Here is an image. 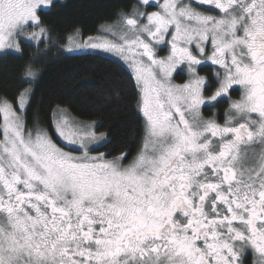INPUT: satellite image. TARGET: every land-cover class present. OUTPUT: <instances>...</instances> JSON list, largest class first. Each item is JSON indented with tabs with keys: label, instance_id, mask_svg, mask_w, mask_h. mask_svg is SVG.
<instances>
[{
	"label": "snow or ice",
	"instance_id": "1",
	"mask_svg": "<svg viewBox=\"0 0 264 264\" xmlns=\"http://www.w3.org/2000/svg\"><path fill=\"white\" fill-rule=\"evenodd\" d=\"M54 2L0 0V53L43 42ZM138 5L113 39L68 49L125 62L145 126L134 155L98 151L105 134L63 115L62 143L29 126L27 88L0 99V264H264V0ZM234 86L223 123L205 117Z\"/></svg>",
	"mask_w": 264,
	"mask_h": 264
},
{
	"label": "trees",
	"instance_id": "2",
	"mask_svg": "<svg viewBox=\"0 0 264 264\" xmlns=\"http://www.w3.org/2000/svg\"><path fill=\"white\" fill-rule=\"evenodd\" d=\"M152 7H149L150 9ZM138 0H55L40 11L49 51L21 43V52L0 54V99L16 101L31 86L26 119L51 131L53 114L64 110L71 118L92 123L104 133V150L113 155L136 151L145 134L144 120L136 106V89L122 63L99 53L65 54L68 37L96 35L101 26L113 23L133 10ZM31 66L35 78L26 76Z\"/></svg>",
	"mask_w": 264,
	"mask_h": 264
},
{
	"label": "rangeland",
	"instance_id": "3",
	"mask_svg": "<svg viewBox=\"0 0 264 264\" xmlns=\"http://www.w3.org/2000/svg\"><path fill=\"white\" fill-rule=\"evenodd\" d=\"M155 1L156 0H153V4L156 3ZM46 9H48V8H45V9H42V10H46ZM132 12H134V10ZM129 14H131V13H129ZM120 19H122V16L120 17ZM118 22H119V19L116 22L108 23V24H105V25L101 26V28L99 29L98 33L96 35H93V36H86L85 37V36L81 35L80 33H77L74 36L68 37L66 42H65V44L62 46L61 50L65 54L99 53L100 55L109 57V58H111V59H113L115 61L117 60L118 62L122 63L127 68L125 62L122 61L120 58H118L115 53H108V52H104L103 50H92V49L68 51L69 48H75L76 45L86 44L89 41V39H92L94 42L95 41H100V40H105V39H107V40L113 39V37L111 35L107 34V33H108V30L111 27L115 26ZM30 31L39 32V29L38 28H33V29H30ZM22 42L31 43V44L35 45L36 47H38L41 44L40 50L42 52L43 51H49V49L53 48V46L48 44L47 33L44 36L43 42H41L39 40V38L37 40L24 39ZM11 52H14V51H11ZM3 53H5V52H3ZM0 54H2V53H0ZM27 89L31 90V86H29ZM27 101H28V98H27ZM61 115H63L70 122V124H73V125H75L77 127L86 126L90 130L95 131L97 136H100L101 134H104V133L96 132L95 126L92 123H90V124L89 123H84V122L78 121V120H76L74 118H71L64 110L60 109V110H56L54 112V114H53V124H52V127H51V131L54 134L57 143H62V141H61L60 138H58V136H57V134L55 132L54 124H55V121ZM33 125H35L36 127L42 128V126H39L38 124H35V123L32 124V125H29V126H33ZM105 139H106V137H105Z\"/></svg>",
	"mask_w": 264,
	"mask_h": 264
},
{
	"label": "flooded vegetation",
	"instance_id": "4",
	"mask_svg": "<svg viewBox=\"0 0 264 264\" xmlns=\"http://www.w3.org/2000/svg\"><path fill=\"white\" fill-rule=\"evenodd\" d=\"M155 2H156L155 4H157V3L161 2V0H156ZM155 10H157L155 6H153L150 9L147 8V11H155ZM139 11L143 12V11H145V9L142 7V9L141 10L139 9ZM131 13H133V12H131ZM212 14H214V13H212ZM168 51H169V49L167 46L161 45L160 50H158V56H160V57L166 56L168 54ZM199 70H200L201 75L208 76L211 79L214 75V72L217 70V66L212 65L210 61H206L205 63H203L202 65L199 66ZM186 79H187V76L183 71H178V73H176L174 75V82L175 83H183L186 81ZM240 95H241L240 87L234 86V88L229 93V97H224L219 102H214L211 105L205 106L203 109V114L205 115V117L215 115V117L219 120V122L223 123V120L225 118V111L227 110L228 105H229V99H237V98H239ZM141 116H142V114H141ZM143 120H144V118H143ZM144 136H145V134H144ZM143 139H144V137H143ZM142 142H143V140L141 141L138 148L141 147ZM98 151L108 152V151L104 150V147L98 148ZM135 153H136V151L133 152L132 154L134 155ZM93 154H96V153L93 152ZM249 264H251V261H249Z\"/></svg>",
	"mask_w": 264,
	"mask_h": 264
}]
</instances>
